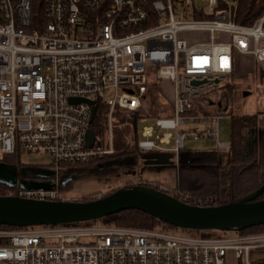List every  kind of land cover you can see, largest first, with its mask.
<instances>
[{"label":"built area","instance_id":"1","mask_svg":"<svg viewBox=\"0 0 264 264\" xmlns=\"http://www.w3.org/2000/svg\"><path fill=\"white\" fill-rule=\"evenodd\" d=\"M202 1L208 6L195 0H0V156L47 154L59 173L113 154L114 112L147 114L153 85L162 97L172 91V101L168 112L139 118L138 149L178 159L190 137L213 138L229 149L220 142L223 114H195L194 102L236 78L240 58L264 74V8L242 24L241 0ZM80 99L108 108L107 142L95 135L88 147L93 107ZM151 117L156 122L149 125ZM60 179L48 190L12 188L20 198L65 202ZM178 199L190 204L187 195ZM92 223L0 228V264L264 263V233L206 238Z\"/></svg>","mask_w":264,"mask_h":264},{"label":"trees","instance_id":"2","mask_svg":"<svg viewBox=\"0 0 264 264\" xmlns=\"http://www.w3.org/2000/svg\"><path fill=\"white\" fill-rule=\"evenodd\" d=\"M240 2L239 23L248 24L262 14L263 3L258 4L256 0H241ZM36 8L41 12L43 10L40 3L36 4ZM234 90L235 86L227 82L216 90L210 91L201 98L196 99L194 102L195 108L193 113L211 116L230 112L233 123L231 127L232 139L226 160H222L217 151L200 152L188 150L187 148L180 151L177 159L178 184L176 191H179V197L189 194L192 205H194L193 202L195 201H202L204 206L224 205L225 203L236 202L238 199L251 195L264 186V172L259 160V146L257 142L260 115L258 113L234 115L230 108ZM148 91V97L153 92L158 93L156 85L150 86ZM156 99H158V96L152 98L150 101L151 105L156 104ZM98 107L99 110L93 120L91 130L94 131L96 136L106 138L108 133L106 121L108 108L101 105ZM120 111L118 110L117 114L121 115ZM135 116L137 117V122L134 121L136 128H138V119L146 116V113L143 110H139L134 113ZM114 136L116 153L93 159V161H98L100 164L107 166L115 165L116 168L114 169H104L105 173L109 175L116 173L118 168L143 154L137 147L127 148L121 133L116 131ZM13 157L19 158V156ZM13 157L6 155L4 161L10 162L15 160L14 162L18 163V160ZM93 161L86 164H91ZM8 187L10 186L0 184V196L11 195L4 192ZM174 196L179 198L178 195ZM261 200H264V195L257 198V201ZM101 222L108 226H125L148 230L160 227L172 231L180 230L140 210H124L123 212L109 215V217L102 219ZM0 228L18 227L0 225ZM197 232L199 231L192 233L196 234ZM239 233H264V225L253 226V228L239 231Z\"/></svg>","mask_w":264,"mask_h":264},{"label":"rangeland","instance_id":"3","mask_svg":"<svg viewBox=\"0 0 264 264\" xmlns=\"http://www.w3.org/2000/svg\"><path fill=\"white\" fill-rule=\"evenodd\" d=\"M183 1V0H180ZM226 2H233V0H219ZM195 3L200 7H207L208 3L202 0H195ZM217 8V7H214ZM208 9V8H206ZM238 76V73H236ZM235 86V90L232 93V105L231 110L233 114H255L258 113L260 115V125L258 127V136L257 142L259 146V160L261 162L262 170L264 172V74L260 71L259 65H255L253 70L244 73V76L232 78L230 81ZM166 91V92H165ZM163 90L165 96H161L159 93H152L148 97V105L149 111L146 114V117L149 118V115H159L168 112L170 108L168 103L172 101V91L169 89ZM248 92V96H244V93ZM154 96H158L156 99V104L151 105L150 101ZM120 111V114H117V111L114 112V117L116 119V126L113 129L114 133L117 131L121 133L123 136L124 144L127 148H136L139 135L138 128H136L135 121L137 117H134V114L129 113L127 111ZM108 113L106 115L107 127H109L108 121ZM207 116V115H206ZM214 116V115H213ZM222 121L220 122L219 131H220V142H231L232 132L231 127L233 123L232 114L223 113ZM135 120V121H134ZM139 123L140 120L138 119ZM137 122V121H136ZM155 117L150 118V124H155ZM140 125V124H139ZM138 125V127H139ZM107 138V137H106ZM108 138L106 139L107 142ZM115 140V136H114ZM114 148V143H113ZM138 148V147H137ZM185 148L192 151H200V152H208V151H217L220 154L222 160H226L229 149H220L218 147V141L213 138L208 139H194L188 138L185 141ZM115 150V148H114ZM116 153V150L115 152ZM113 153V154H114ZM10 157H13L10 155ZM15 158V157H13ZM17 159V158H15ZM137 159V158H136ZM17 162H13L15 164L3 163L4 157L0 156V165H6L4 168L8 170L9 174H11L12 178L19 182L22 178H26L27 173L31 172L35 177L42 178L43 174H48L50 177L45 179L46 181H55L56 178H65V177H73L74 181L68 183L65 187L60 186L61 195L68 198V201L74 202H88L92 201L96 198H101L108 196L109 192H113L123 187H132L137 185L143 186H152L157 187V189L169 192L173 195H178L179 191H176L178 184L177 177V159L174 158V165L168 166H160V167H146L142 162L138 163V165L130 163L129 165H123L122 168H118L116 173L106 174L104 169H114L115 165L107 166L104 164H100L98 161H93L91 164H81L79 166H70L64 167L59 173L55 166L51 164V157L47 154H29L22 153L21 156L17 159ZM135 160V159H134ZM47 176V175H46ZM5 193L11 194V196H15L14 194L18 192L17 188L8 187L7 190H4ZM186 195H182L179 198H184ZM190 202L191 199L189 194L187 195ZM195 205L204 206L202 201L193 202ZM191 204V203H190ZM192 205V204H191ZM95 222L97 224L101 223V220L90 221ZM92 223V224H95ZM160 228V227H159ZM165 231H172L166 230ZM174 232H178L179 234H187L192 233L194 231L191 230H177ZM201 237H222L225 234L234 235L236 233L232 231L220 232L217 230H210L206 232H197Z\"/></svg>","mask_w":264,"mask_h":264},{"label":"water","instance_id":"4","mask_svg":"<svg viewBox=\"0 0 264 264\" xmlns=\"http://www.w3.org/2000/svg\"><path fill=\"white\" fill-rule=\"evenodd\" d=\"M248 95V92L244 93V96ZM78 102H85L93 107L91 119L93 122L98 111L95 100L80 99ZM87 136V145L92 147L96 138L94 131L90 130ZM172 157L174 155L168 153L155 155L156 161L145 162V164L174 165L175 163L170 161ZM143 159L149 160L147 157ZM4 166L6 165H0V184L10 187L18 186L21 190H48L54 186L51 181L45 180L50 177L48 174H43L41 180L33 181L26 177L17 182ZM26 176L31 174L27 173ZM72 181H74L72 177L65 179L63 186ZM262 195H264V186L236 202L210 206L190 205L169 192L143 185L123 187L108 196L88 202H50L7 195L0 196V225L18 228L38 225L66 226L102 220L124 210H140L180 230L239 232L253 226L264 225V200L257 201V198Z\"/></svg>","mask_w":264,"mask_h":264},{"label":"flooded vegetation","instance_id":"5","mask_svg":"<svg viewBox=\"0 0 264 264\" xmlns=\"http://www.w3.org/2000/svg\"><path fill=\"white\" fill-rule=\"evenodd\" d=\"M161 154H163V153H160V152L143 153V154L139 155V157L137 159L126 163L125 166L129 165L130 163L135 164V165H138V163H140V162H142L143 164H145V162H151V161L154 162V161H156L154 159L155 155H161ZM168 154H171V153H168ZM144 157H147V159H149V160L146 161V159H143ZM162 159H165V158H162ZM170 161H174V157L170 158ZM3 163H5V164H7V163L15 164L13 162H7V161L6 162H3ZM145 166L146 167H151V166H153V167H160V166H163V165H156V164L147 165V164H145ZM168 166H171V165H168ZM28 173L31 174V176H27V178L29 177L30 180H33V181L39 180V178L35 177L31 172H28ZM67 178H71V176L60 179L62 186H63V181H65V179H67ZM40 179H42V178H40Z\"/></svg>","mask_w":264,"mask_h":264},{"label":"crops","instance_id":"6","mask_svg":"<svg viewBox=\"0 0 264 264\" xmlns=\"http://www.w3.org/2000/svg\"><path fill=\"white\" fill-rule=\"evenodd\" d=\"M239 60V67L237 69L238 76L236 77H240L241 75L244 76V73L249 72L250 70H253L255 68L252 60L248 58H240Z\"/></svg>","mask_w":264,"mask_h":264}]
</instances>
